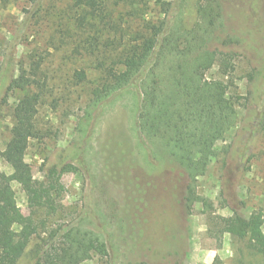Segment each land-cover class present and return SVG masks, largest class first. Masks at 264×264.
Segmentation results:
<instances>
[{
	"label": "trees",
	"instance_id": "1",
	"mask_svg": "<svg viewBox=\"0 0 264 264\" xmlns=\"http://www.w3.org/2000/svg\"><path fill=\"white\" fill-rule=\"evenodd\" d=\"M19 2L24 4L21 20L7 44L25 46L26 52L13 63L0 51V91L16 95L10 138L0 156L20 176L29 214L21 212L8 177L0 172V264H18L31 243L34 264H83L106 255L92 229L63 220L60 181L66 169L50 168L40 181L24 160L28 143L42 131L40 109L46 105L56 111L79 88L93 104L134 88L140 138L170 149L188 178L187 209L197 202L206 206L195 182L247 100L235 92L237 51L230 40H215L220 1L196 0L192 30L174 19V9L180 11L187 0H0V10ZM54 58L57 66L50 70ZM215 65L220 78L208 79ZM8 66L16 76L7 83ZM86 70L96 78L89 80ZM62 112L68 117L69 107ZM263 223V217L250 219L233 210L232 222L220 218V232L242 241L264 264ZM211 264L222 261L215 257Z\"/></svg>",
	"mask_w": 264,
	"mask_h": 264
},
{
	"label": "rangeland",
	"instance_id": "2",
	"mask_svg": "<svg viewBox=\"0 0 264 264\" xmlns=\"http://www.w3.org/2000/svg\"><path fill=\"white\" fill-rule=\"evenodd\" d=\"M219 1L222 17L215 40H230L237 51L235 92L247 100L237 110L235 127L216 143L205 174L195 182L206 206L197 202L187 209L183 198L188 178L170 149L140 138L134 88L96 104L79 88L56 111L46 105L40 109L42 131L28 143L24 160L29 174L40 181L50 168L66 169L60 181L63 220L92 229L106 246L105 256L95 255L83 264H211L215 257L222 264H262L242 241L220 232V218L232 222L233 210L246 218H264V0ZM23 7L19 2L0 10V51L13 63L26 52L25 46L7 44ZM174 10V19L192 30L198 19L196 0ZM53 61L50 70L57 66ZM86 72L89 80L96 78L93 71ZM15 76L8 66L7 83ZM206 76L219 79L217 66ZM15 103L16 95L0 91V151L10 138ZM67 107L68 117L62 112ZM0 172L28 215L20 176L1 156ZM262 229L264 233V223ZM32 245L18 264H34Z\"/></svg>",
	"mask_w": 264,
	"mask_h": 264
}]
</instances>
